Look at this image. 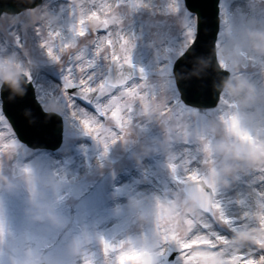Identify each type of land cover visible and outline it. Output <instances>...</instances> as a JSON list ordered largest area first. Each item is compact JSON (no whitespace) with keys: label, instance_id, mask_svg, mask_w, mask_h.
Returning <instances> with one entry per match:
<instances>
[{"label":"rangeland","instance_id":"obj_1","mask_svg":"<svg viewBox=\"0 0 264 264\" xmlns=\"http://www.w3.org/2000/svg\"><path fill=\"white\" fill-rule=\"evenodd\" d=\"M69 1L0 17V86L25 75L43 109L63 120L53 156L17 141L0 111V264H160L170 240L182 247L181 264H264V0L219 1L218 61L248 87L224 89L207 111L177 103L172 66L195 32L183 0ZM86 5L92 10L82 13ZM16 34L27 61L14 49ZM112 59L145 78L104 85ZM243 61L257 65L243 70ZM68 76L83 91L101 86L98 115L67 96ZM242 140L255 145L253 155L235 152ZM121 175L131 177L113 182ZM199 179L226 232L183 193ZM234 185L245 193L236 206L227 201ZM113 239L118 251L108 249Z\"/></svg>","mask_w":264,"mask_h":264},{"label":"water","instance_id":"obj_2","mask_svg":"<svg viewBox=\"0 0 264 264\" xmlns=\"http://www.w3.org/2000/svg\"><path fill=\"white\" fill-rule=\"evenodd\" d=\"M7 2L16 5L18 7V11H6L7 13H16L24 10L28 7H33L39 4L40 0H7ZM199 3L202 4L203 10L205 12V16L201 19L200 23L203 25V30L200 35V45L195 50H191L192 46L184 53L178 61H180L179 66L175 67L174 74L176 78V84L179 90V85L184 82H187L193 78L198 80H207L210 83V99L214 100V103L210 107H213L217 100L218 95L222 88L224 87L225 81H227L228 74L224 71H221L218 65L215 62L214 57V40L218 30V0H198ZM188 0H185V5L187 7ZM188 8V7H187ZM189 9V8H188ZM190 10V9H189ZM198 22V18H197ZM191 50V51H190ZM177 61V62H178ZM176 62V64H177ZM175 64V65H176ZM121 69V72L118 71ZM142 74L137 73L134 69L129 68L125 65H119L116 61L111 63L109 68L108 75L106 77V83H109L113 86L120 85L125 81L134 78V77H142ZM24 81V78H22ZM26 85V84H25ZM28 85H26L27 87ZM180 92V91H179ZM96 93L93 91L91 93H76L77 96H92ZM203 108V107H202ZM38 114V113H37ZM59 127L56 126L54 128V143L59 144ZM19 134V138L27 142L30 146H36L37 144L33 143L26 134L21 131H17ZM237 149L241 152L251 153L252 148L244 143L237 144ZM15 175L20 174V171L15 170ZM195 185H199L195 184ZM191 186V185H189ZM202 187V186H201ZM203 189V188H202ZM200 189V190H202ZM207 194L206 198L200 197V200L203 202L202 204L209 208L211 197L208 195L209 191L205 190ZM111 247L116 248L117 245L113 244ZM173 249H178V247H174ZM175 252V251H174ZM174 252L172 255H174Z\"/></svg>","mask_w":264,"mask_h":264},{"label":"snow or ice","instance_id":"obj_3","mask_svg":"<svg viewBox=\"0 0 264 264\" xmlns=\"http://www.w3.org/2000/svg\"><path fill=\"white\" fill-rule=\"evenodd\" d=\"M187 7L198 18L197 33L195 39L192 41L191 49L195 50L200 45L199 33H201L203 30V25L200 23V21L205 16V12L203 10L202 4L199 3L198 0H188ZM9 10L18 11L19 9L16 5L7 2V0H0V14ZM14 39L17 48H22L23 42L21 36L19 34H16L14 36ZM218 44L219 40L217 41V45ZM46 45L47 41L43 42L42 46ZM179 63L180 61H178L177 64L174 65V68L178 67ZM69 79L70 76L62 77V87L67 91L68 95L72 98V100L74 102L80 103L83 107H85L86 111H90L93 115H98L94 105L102 103L104 98H97L95 94L87 97L77 96L76 93L78 92V86L75 83H69ZM179 91L180 97L177 103H182L185 106L198 109L202 107H210L214 103V100L210 99V83L207 80H198L193 78L179 85ZM73 106H75V103ZM5 112L8 113L7 116L4 114ZM4 113L3 115L5 119L11 120V123L9 124L13 129L14 133H16L17 131L26 130L38 137L50 136L53 134L54 125L52 123H44L42 112L38 113V122L32 125H29L27 121L23 118V116L16 110L6 109ZM173 251L176 252L175 256L172 255ZM182 259V249H169L160 258L161 264H181Z\"/></svg>","mask_w":264,"mask_h":264},{"label":"bare ground","instance_id":"obj_4","mask_svg":"<svg viewBox=\"0 0 264 264\" xmlns=\"http://www.w3.org/2000/svg\"><path fill=\"white\" fill-rule=\"evenodd\" d=\"M68 2L70 3L69 0H68ZM233 5H242V4L237 0V1L233 2ZM91 10L92 9H90V7L88 5H86V6L82 7L81 12L84 13V12H88V11H91ZM60 34H64V33H60ZM47 91L48 90H46V89L45 90L44 89L41 90L42 94H44V95L48 94ZM195 168H196V165L194 163L193 164V169H195ZM130 177H131L130 175H121L120 177H117V178L113 179V182L120 183V179L128 180ZM240 193L245 195V193H243V191L240 188L235 187V185L229 187V190L227 191V196H228V200L227 201L229 202V205L236 206L237 200L235 199V197L237 195H239ZM62 201H63V197H60V198L55 199L53 201V204L56 205V207L58 209H60ZM243 206H246V205L244 204ZM246 208H248V207H246ZM246 210L249 211V209H246ZM118 211H120V210L118 209ZM55 212H56V210H55ZM262 228L264 229V227H262ZM188 236L191 237V238L198 237L199 236V230H195V229L192 230L190 233H188ZM203 249H207V248L205 247ZM240 253L245 254V251H241Z\"/></svg>","mask_w":264,"mask_h":264},{"label":"clouds","instance_id":"obj_5","mask_svg":"<svg viewBox=\"0 0 264 264\" xmlns=\"http://www.w3.org/2000/svg\"><path fill=\"white\" fill-rule=\"evenodd\" d=\"M248 87V84L243 80L231 81L227 80L224 84V89L231 93H240Z\"/></svg>","mask_w":264,"mask_h":264}]
</instances>
